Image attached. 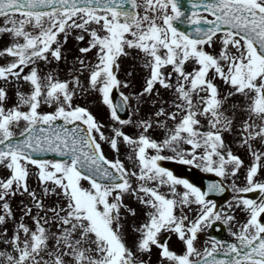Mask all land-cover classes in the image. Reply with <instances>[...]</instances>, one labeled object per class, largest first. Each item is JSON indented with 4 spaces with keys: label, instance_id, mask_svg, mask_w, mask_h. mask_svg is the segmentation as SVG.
I'll return each mask as SVG.
<instances>
[{
    "label": "snow or ice",
    "instance_id": "obj_1",
    "mask_svg": "<svg viewBox=\"0 0 264 264\" xmlns=\"http://www.w3.org/2000/svg\"><path fill=\"white\" fill-rule=\"evenodd\" d=\"M185 3L0 0V264H264V0Z\"/></svg>",
    "mask_w": 264,
    "mask_h": 264
},
{
    "label": "rangeland",
    "instance_id": "obj_2",
    "mask_svg": "<svg viewBox=\"0 0 264 264\" xmlns=\"http://www.w3.org/2000/svg\"><path fill=\"white\" fill-rule=\"evenodd\" d=\"M4 43V38H0V45H2ZM66 50L69 53V58H71V55L75 52V42L71 39V37L69 38V41L67 42V44L65 45ZM127 67V65L125 64L122 69H121V75H123L124 73V69ZM11 96V93H10ZM89 101H93V103H91L89 106L92 108L93 112L97 115L98 119H104L105 118V109L104 106L99 105L97 103H95V98L90 96L88 97L87 100L80 98L78 100L79 103L81 104H85L88 103ZM11 102V101H10ZM44 110H47V106H44ZM147 113V107L145 109L142 110V114H146ZM126 131H131V128H126ZM230 139V137L228 138ZM123 148H122V152H123ZM234 151H237V149H235L234 147ZM104 154L106 156H108L109 158H111L113 156V153L111 152V150L105 145L104 146ZM240 154L243 156V151H240ZM123 158V157H122ZM243 175V173H241V176ZM30 184H32L33 186H35L36 181L34 179L29 181ZM241 181L238 180L237 183H240ZM19 198H17L16 200L13 201V206L15 207L18 204Z\"/></svg>",
    "mask_w": 264,
    "mask_h": 264
},
{
    "label": "water",
    "instance_id": "obj_3",
    "mask_svg": "<svg viewBox=\"0 0 264 264\" xmlns=\"http://www.w3.org/2000/svg\"><path fill=\"white\" fill-rule=\"evenodd\" d=\"M175 166V164H173Z\"/></svg>",
    "mask_w": 264,
    "mask_h": 264
}]
</instances>
